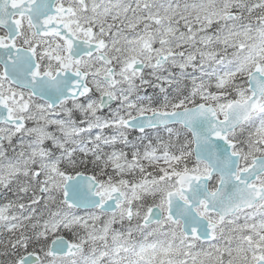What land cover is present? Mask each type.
<instances>
[{"label":"snow or ice","instance_id":"6c2138e0","mask_svg":"<svg viewBox=\"0 0 264 264\" xmlns=\"http://www.w3.org/2000/svg\"><path fill=\"white\" fill-rule=\"evenodd\" d=\"M0 264H264V0H0Z\"/></svg>","mask_w":264,"mask_h":264}]
</instances>
